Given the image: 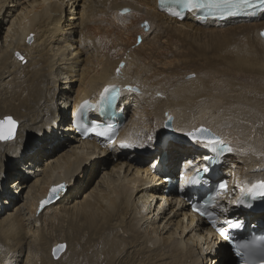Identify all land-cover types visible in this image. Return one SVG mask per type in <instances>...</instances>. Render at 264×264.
Instances as JSON below:
<instances>
[{
  "label": "bare ground",
  "instance_id": "6f19581e",
  "mask_svg": "<svg viewBox=\"0 0 264 264\" xmlns=\"http://www.w3.org/2000/svg\"><path fill=\"white\" fill-rule=\"evenodd\" d=\"M69 4L79 11L64 21ZM125 6L132 9L131 16H118ZM144 24L147 29L141 27ZM263 31L264 14L221 24H201L189 14L179 22L158 12L156 0H0V118L13 115L18 121L15 139L0 143V262L22 257L31 228L40 223L32 232L34 247L28 244L24 264H58L49 257L58 240L68 243L60 254L63 264H224L225 259L235 264L228 248L203 234V222L184 218L187 203L179 205L175 194L165 195L176 189L160 186L164 177H156L160 172L174 179L189 161L203 169L207 149L183 140L185 133L204 127L234 146L220 171L229 176L236 196L243 184L264 179L260 94L253 100L240 94L225 96L200 80L175 85L181 71L195 66V59L206 61L202 38L221 33L244 35L249 67L264 77ZM17 53L25 65L16 59ZM112 83L124 88L117 106L129 117L121 137L132 146L121 151L83 142L72 124L80 101ZM59 90L66 94L59 95ZM169 117L178 143L163 135V122ZM34 138L43 143L34 154H25ZM51 145L65 149L54 155L56 147L49 150L52 156L43 150ZM153 156L156 160L149 161ZM113 159L108 167L105 162ZM14 163H23V172L13 171L9 178L16 177L7 185L6 170ZM97 171V181L90 186L86 180L75 194L82 177L91 178ZM58 184L65 188L39 214V201ZM24 191L26 201L20 206L14 197L18 193L22 198ZM226 209V216L232 214L229 218L264 223V211L243 213L231 203ZM171 213L172 219L167 217Z\"/></svg>",
  "mask_w": 264,
  "mask_h": 264
},
{
  "label": "rangeland",
  "instance_id": "374dc122",
  "mask_svg": "<svg viewBox=\"0 0 264 264\" xmlns=\"http://www.w3.org/2000/svg\"><path fill=\"white\" fill-rule=\"evenodd\" d=\"M80 5V4H79ZM71 8V9H70ZM73 8V9H72ZM68 9V11H67ZM70 11V12H69ZM77 11H79V7H75L74 5H71L70 7V4L65 8L64 7V13H63V20L64 21H67V19H69V16H71V14H74L76 13ZM69 12V13H68ZM70 14V15H69ZM98 24V23H96ZM142 28L144 27V29H147L145 27V24L144 26H141ZM79 32V31H78ZM230 35L229 37L225 36V35ZM233 34V35H231ZM2 33L0 34V37H1ZM218 36V37H217ZM217 36H214V37H204L202 38V42L201 45L203 47H201L202 51H204V53H206V61H200V60H197L195 59L193 61L192 64H194L195 66L194 67H191L190 69H187V70H184V71H181L180 74H179V77L177 79V82H175V85H178V84H181V83H184L186 81H195V83H197V80H200L201 83L203 84H206V85H213L215 88V92H220L222 93L223 95H231L232 93L233 94H240V95H244L246 96L247 98L249 99H254L255 97L254 96H257L255 95L256 93H259L260 96H261V99L264 103V77H261L260 75H258L254 70H252L249 65H251L250 63V54L248 53V42L246 40V38H244V35L243 34H239V33H221V34H218ZM221 36H222V40L219 41L221 39ZM225 36V37H224ZM79 37V33H77V36H76V39H78ZM237 37V39H236ZM213 38V39H212ZM224 38H227V44L225 43V45L223 44V40H225ZM207 39V41H205ZM241 39V40H240ZM210 40V41H209ZM232 43H230V42ZM208 42V43H207ZM211 45H210V43ZM216 42V43H215ZM220 44H218V43ZM226 42V41H225ZM237 42V43H235ZM137 43H139L137 41ZM235 43V44H233ZM242 45H241V44ZM244 43V44H243ZM223 44V46L221 45ZM247 44V45H246ZM218 45V47H217ZM231 45V46H230ZM233 45V46H232ZM222 46V47H220ZM228 46V48H227ZM206 47V48H204ZM224 47V48H223ZM230 47V48H229ZM213 48V49H211ZM219 50H218V49ZM223 48V49H222ZM234 50H231L233 49ZM216 49V51H215ZM238 51H236V50ZM206 50V52H205ZM218 50V51H217ZM209 53H208V52ZM215 51V52H214ZM233 51V52H232ZM236 51V52H235ZM201 51H199L198 53H200ZM216 52H219V53H216ZM241 52V53H240ZM204 53H200V54H204ZM225 53V54H224ZM233 53V54H232ZM241 55L239 56L238 55ZM88 54V53H87ZM87 54L85 56H87ZM224 54V55H223ZM230 56V57H226V56ZM233 55V56H232ZM235 55V56H234ZM238 55V56H237ZM82 57V58H85ZM17 57V55H16ZM232 57V59H231ZM242 57V58H241ZM246 57V58H245ZM219 58V59H218ZM228 58V59H227ZM235 58V59H233ZM239 60H238V59ZM18 61H20L22 63V65H25L26 62L25 60L22 62L20 59L16 58ZM213 59V60H212ZM218 59V60H217ZM231 59V60H230ZM217 60V61H216ZM234 60V61H233ZM236 60V61H235ZM211 61V62H210ZM25 63V64H24ZM200 65L198 66L197 65ZM223 64V65H222ZM231 64V65H230ZM204 65V66H203ZM206 65V66H205ZM212 66V67H211ZM233 66V67H232ZM235 67V68H234ZM207 68V69H206ZM239 68V69H238ZM238 69V70H237ZM245 70V71H244ZM247 70V71H246ZM6 81V80H4ZM73 85V87L75 88L76 87V84H71ZM62 87V86H61ZM61 89V88H60ZM59 95H62V94H66V91L64 90H59L57 92ZM1 106V105H0ZM71 111V110H70ZM70 111L68 110L67 114H68V118L70 117ZM10 117H12L16 122H17V128H16V132H17V129H18V121L14 118L13 115H9ZM169 119L167 118L164 122H163V126H162V132L164 137H166L168 139V141L170 142H175V143H178V140L176 139L175 135L173 134L174 133V130H173V125H172V119L170 120V125L169 127L172 128V133H168L166 132V125H165V122H168ZM65 125V123L63 124ZM257 125V124H256ZM61 126V124L59 125ZM62 127V126H61ZM56 129V127H55ZM15 132V133H16ZM189 133V132H187ZM187 133L184 134V140L183 142H186V140H188L190 143H193L195 141L191 140L190 137L187 135ZM16 137V134L14 135V137L11 139V140H14ZM11 140H6V141H0V143H5V142H9ZM62 141H66L67 138H63L61 139ZM33 142V143H32ZM43 143L41 140L38 141L36 138L32 139L31 142L29 143L30 145V149L26 151L25 154H34L35 150L38 149V147L40 146V144ZM189 143L188 147L191 146V144ZM56 144V143H55ZM150 145V144H149ZM45 147V145H44ZM44 147H41V148H44ZM56 147V146H55ZM53 145L49 146V148L47 149H43L45 153H49L52 155L57 154L59 152H61V150L64 148H60L59 146L56 147V150L55 152H50L49 150L53 151L54 148ZM40 149V148H39ZM65 149V148H64ZM194 149H199L198 146L194 145ZM37 152V151H36ZM52 155V156H53ZM155 158V156H153L149 161L153 160ZM156 160V159H154ZM26 161V160H25ZM116 161V159H113L112 161H107L105 162V164L107 163L108 164V167L111 166V164H113L114 162ZM149 161L145 164L147 165L149 163ZM22 164L23 163H14V167L13 169H7L6 170V184L8 185L10 182H12L14 180V176H12V178H9V175L11 173L14 172H23L22 171ZM144 165V166H145ZM18 169V170H17ZM97 174V175H96ZM96 174L93 176V177H89L88 176H83L82 180L79 182V184L76 186V189L74 190V193L76 194L78 191L80 192L85 184H86V180H89V185H93L94 182L97 181V179L99 178L100 174H101V171H97ZM11 176V175H10ZM28 177H31L30 175ZM156 178H160V176H157ZM30 180V179H29ZM92 181V182H91ZM160 181V180H159ZM91 182V183H90ZM163 182H162V179L160 181V186H162ZM78 187V188H77ZM83 187V188H82ZM82 188V189H81ZM26 191V190H25ZM24 191V193L22 194V198L21 196L17 193L16 198L17 199V203H20V206L23 205L25 203V197H26V192ZM66 192V191H65ZM64 192V194H65ZM13 193V192H12ZM62 194L60 196V198L57 199V201H60L63 197ZM74 197V196H73ZM4 197H1V201L4 200L2 199ZM5 207V206H4ZM48 207V206H47ZM175 208V207H174ZM174 208H172V213L174 212ZM5 211L9 210V207H5L4 209ZM28 210H24V213H27ZM167 212V211H166ZM172 213L170 215H167L168 218L172 219L171 217L173 216ZM252 213V212H251ZM3 214V212H2ZM39 214H41V211L39 212ZM3 216V215H2ZM170 216V217H169ZM29 217V214H27L26 218ZM167 218V219H168ZM39 224H34V227L31 228V235H29V239L26 240V244L25 246H27V248H32L34 247V244H33V240H34V237L32 236V232L33 230L35 229V226H37L39 228ZM41 227V226H40ZM32 237V238H31ZM31 244L30 247H28V244ZM59 244H64L65 245V249L67 250L68 248V243L63 240V241H60L58 240L56 243L53 244L51 250H50V253H49V257L50 259L55 262H57L58 264L61 263L63 264V262H60V258L62 257L61 255H64L63 253H65V249H64V252H62V254L58 257V258H54L53 254H52V250L54 249L55 246L59 245ZM83 245V242L81 241L80 244L78 246H82ZM27 248H26V251L23 252L24 254L21 256H18L16 255L15 257V260L16 262L14 261H11V259H6V260H3L1 259L2 261V264H24L25 262V257L28 255V251H27ZM27 252V253H26ZM228 252V251H227ZM36 251L33 252V257H30L32 259V262L36 261ZM31 256V255H30ZM45 261V260H44ZM212 262V261H211ZM229 264V261L227 259H225L224 261V264ZM77 264V263H76Z\"/></svg>",
  "mask_w": 264,
  "mask_h": 264
},
{
  "label": "snow or ice",
  "instance_id": "6c2138e0",
  "mask_svg": "<svg viewBox=\"0 0 264 264\" xmlns=\"http://www.w3.org/2000/svg\"><path fill=\"white\" fill-rule=\"evenodd\" d=\"M165 3H169L172 5L179 6V8L183 9L186 12L196 13V14H204L205 16H212L218 19H226L228 17H235L240 15H253L255 12H264V0H160L161 7L164 6ZM127 11V10H125ZM172 15L178 16L181 15L178 11H172ZM147 25L145 24V27ZM264 36V32L261 33ZM31 40V38H29ZM17 58L22 62L24 61V57L19 53L16 54ZM123 67V65H121ZM120 69H117V73H119ZM129 91H135L134 89L129 88ZM119 98V91L115 88L106 87L100 94V100L96 105H90L87 101H85L82 105H80V111H83L85 108L97 109L102 108L105 104H112ZM171 117H169V120ZM4 125H8V132L4 134L3 131H0V140H10L13 138V130L15 128V121H13L10 117L5 118L0 121V129H3ZM112 128V125H95L92 127V131L97 135H107ZM187 135L195 142L201 144L208 150H215L217 152H232L233 149L231 147H217L223 146V141L213 135L208 129L200 127L195 129L193 132L187 133ZM151 139V137H149ZM131 147L132 145H127ZM205 160H208L209 157L205 156ZM201 170L198 169L196 177L189 181L192 184H198L201 182V178L199 176V172ZM202 171L207 173L209 171V167L207 164L203 167ZM227 185L225 182H221L219 184L220 189H226ZM65 188V185H55L48 192V198L46 200H42L40 202V208H44V206L51 202L54 198H56L60 191ZM240 196H238L235 200L231 201V203L235 206H244L247 208H251L253 205L250 201L260 199L264 200V179H259L254 182H251L248 187H241ZM208 206V202L205 201L203 204L199 206L194 205L193 211H198L201 216H206L213 227L215 228L217 225V219L215 217L214 212L206 211L205 209ZM222 211H227V209L222 208ZM226 223H228L226 221ZM229 227H240V223L236 222L234 225L232 223H228ZM219 235L224 238V240H229V235L223 231L222 229H217ZM231 247L233 249L234 255L238 258V264H264V236H255L251 239L250 242H231ZM65 245H58L56 249H53V256H56L57 251L63 250ZM2 264V262H0Z\"/></svg>",
  "mask_w": 264,
  "mask_h": 264
},
{
  "label": "water",
  "instance_id": "95a60500",
  "mask_svg": "<svg viewBox=\"0 0 264 264\" xmlns=\"http://www.w3.org/2000/svg\"><path fill=\"white\" fill-rule=\"evenodd\" d=\"M264 32V31H263ZM10 116H4V117H2V118H0V121H2V120H4L5 118H9ZM13 121H15L12 117H10ZM169 125H170V121H168L167 123H166V132H168V133H172V128L171 127H169ZM8 125H4L3 126V129H0V131H3V133L4 134H7V132H8ZM16 128H17V122L15 121V128H14V130H13V137H14V135H15V132H16ZM200 128V127H199ZM204 128V127H203ZM191 139V138H190ZM11 140V139H10ZM192 140V139H191ZM0 141H6V140H0ZM58 185H60V184H58ZM55 185H53V186H50V188L48 189V192H49V190L52 188V187H54ZM48 198V194H47V196L45 197V198H43V199H41L40 201H39V203H38V208H37V212H40V211H42V209L40 208V202L42 201V200H46ZM57 198V197H56ZM56 198H54L51 202H49V203H47L45 206H44V208L45 207H47V206H49L50 204H52L55 200H56ZM59 245H61V244H59ZM64 245V244H63ZM58 246V245H57ZM57 246H55L54 247V249H56L57 248ZM65 249V248H64ZM64 249L63 250H60V251H57V253H56V256H54V258L56 259V258H58L59 256H60V254H62V252H64ZM52 254H53V250H52Z\"/></svg>",
  "mask_w": 264,
  "mask_h": 264
}]
</instances>
